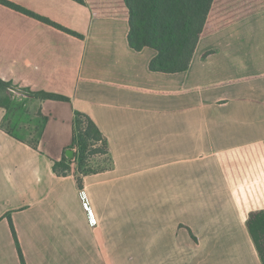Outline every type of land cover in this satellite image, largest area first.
<instances>
[{
    "label": "crops",
    "instance_id": "0c3cea01",
    "mask_svg": "<svg viewBox=\"0 0 264 264\" xmlns=\"http://www.w3.org/2000/svg\"><path fill=\"white\" fill-rule=\"evenodd\" d=\"M7 1L82 37L0 4V78L70 99L0 107V264H264V0H214L177 74L122 0ZM76 111L109 168L58 176Z\"/></svg>",
    "mask_w": 264,
    "mask_h": 264
},
{
    "label": "trees",
    "instance_id": "16d2710c",
    "mask_svg": "<svg viewBox=\"0 0 264 264\" xmlns=\"http://www.w3.org/2000/svg\"><path fill=\"white\" fill-rule=\"evenodd\" d=\"M83 3L82 0H75ZM129 10V44L136 51L151 48L157 52L150 63L155 72L177 74L187 71L200 42L214 0H122ZM0 4L38 19L48 25L63 30L71 35L82 36L42 18L7 0ZM12 90L37 99L69 102L68 97L47 93L33 92L19 88L12 82L0 78V107L9 109L15 97ZM72 153V157L68 153ZM93 156H106L110 164L109 146L105 136L95 122L86 114L74 113V130L72 145L63 152V160L55 162L54 172L58 176H67L72 166L78 167L79 176L88 175L102 169L88 168L87 160ZM88 168V169H86ZM11 229L16 239L15 230L10 219ZM20 252V251H19ZM20 259L24 263L20 252Z\"/></svg>",
    "mask_w": 264,
    "mask_h": 264
},
{
    "label": "rangeland",
    "instance_id": "374dc122",
    "mask_svg": "<svg viewBox=\"0 0 264 264\" xmlns=\"http://www.w3.org/2000/svg\"><path fill=\"white\" fill-rule=\"evenodd\" d=\"M11 92L13 93L14 97H18L19 95L23 94L22 92L18 90H12ZM87 164L89 165L88 168H91V169L109 168V163L107 162L106 156H93L92 158H89L87 160ZM77 170H78V167H77Z\"/></svg>",
    "mask_w": 264,
    "mask_h": 264
},
{
    "label": "water",
    "instance_id": "95a60500",
    "mask_svg": "<svg viewBox=\"0 0 264 264\" xmlns=\"http://www.w3.org/2000/svg\"><path fill=\"white\" fill-rule=\"evenodd\" d=\"M68 156H69V157H72V153H71V152H69V153H68Z\"/></svg>",
    "mask_w": 264,
    "mask_h": 264
}]
</instances>
